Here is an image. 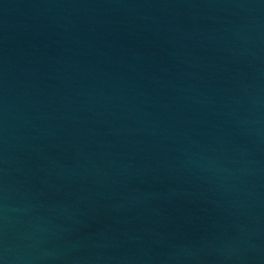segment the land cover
<instances>
[{
  "label": "water",
  "instance_id": "1",
  "mask_svg": "<svg viewBox=\"0 0 264 264\" xmlns=\"http://www.w3.org/2000/svg\"><path fill=\"white\" fill-rule=\"evenodd\" d=\"M0 264H264V0H0Z\"/></svg>",
  "mask_w": 264,
  "mask_h": 264
}]
</instances>
